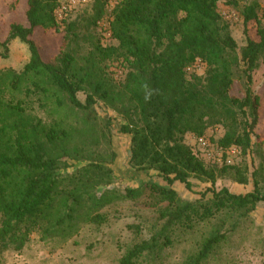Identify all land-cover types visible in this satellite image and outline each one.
I'll use <instances>...</instances> for the list:
<instances>
[{
    "label": "trees",
    "instance_id": "obj_1",
    "mask_svg": "<svg viewBox=\"0 0 264 264\" xmlns=\"http://www.w3.org/2000/svg\"><path fill=\"white\" fill-rule=\"evenodd\" d=\"M222 1L118 0L109 23L117 46L94 47L98 63L109 60L126 70L118 85L92 63L91 54L77 59L60 50L50 60L46 35L58 32L60 0H12L11 9L0 12V58L6 59L13 41L28 55L21 69L0 70V250L20 252L35 237L69 240L87 224L105 223L101 211L106 207L147 194L168 202L158 215L160 228L128 249L119 264L155 256L171 245L169 236L176 229L188 231L218 215L239 214L230 230L213 231L187 263L202 264L227 241V232L264 203L256 171L249 193L216 190L214 174L179 142L186 133L201 136L206 127L220 124L226 130L219 148L252 153L264 147V137L255 133L264 107L250 87L259 62L264 66L258 5L242 6L245 46L239 56L217 12ZM105 2L94 0L95 21L103 16ZM228 4L237 6L238 0ZM73 29L69 23L66 32L73 34ZM197 60L205 65L204 78H187L186 69ZM234 83L241 87L240 96L230 94ZM98 100L128 121L120 132L130 137V167L157 176L165 186L147 182L135 189H108L112 171L92 158L83 160V151L70 144L75 138L72 113L90 112ZM34 106L47 112L50 125L29 114ZM191 177L210 183L211 198L201 194L193 203L177 199L172 185L178 182L189 190Z\"/></svg>",
    "mask_w": 264,
    "mask_h": 264
},
{
    "label": "rangeland",
    "instance_id": "obj_2",
    "mask_svg": "<svg viewBox=\"0 0 264 264\" xmlns=\"http://www.w3.org/2000/svg\"><path fill=\"white\" fill-rule=\"evenodd\" d=\"M11 1L0 0V12L10 10ZM105 1L103 16L95 21L94 0H60L59 8L55 12L58 32H49L46 41L50 48V60L57 56L60 50L71 51L77 59H86L91 54L92 63L103 69L106 77L118 85L126 70L117 62L108 60L98 63L94 51L96 43H100L102 47L117 46V42L110 37L109 23L112 19L111 10L118 0ZM228 1L218 3L217 12L236 42L240 56L245 46L242 6L255 2L258 5L257 17L264 27V0H238L237 6L229 5ZM69 23L73 24V34L66 32ZM27 57L25 47L13 41L8 46L6 59L0 58V70H19L27 61ZM204 72L205 65L197 60L186 69V76L203 79ZM250 87L261 98L264 107V66L261 61L252 73ZM240 89L239 84L234 83L230 94L240 96ZM78 97L81 101L85 99L81 93ZM116 106L119 107L118 104ZM29 114L40 119L43 125L51 124L52 119L47 112L37 106L29 109ZM258 117L255 133L264 137V111H259ZM107 120L108 128L104 125ZM69 123L75 136L70 144L83 151V160L92 158L112 171L106 188L123 191L125 188L135 189L147 182L165 186L157 176L138 173L130 167V137L120 132V127L128 121L117 109L98 100L90 112L72 113ZM225 130L222 125L213 124L206 127L201 136L186 133L179 138V142L189 148L214 174L216 190L225 188L232 194L249 193L253 190L252 175L256 171L259 188L264 194V147L257 150L255 148L252 153L234 146L222 150L217 146V141L223 137ZM111 154L115 155L113 161L110 160ZM240 178H244L246 182L239 181ZM189 181V190L178 182L172 185L177 199L193 203L200 199L201 194H205V199L211 198V193L207 191L211 187L209 182L195 177H191ZM167 205V201L147 194L136 201L117 202L101 211L106 217L105 223L99 226L87 224L69 240L42 242L35 237L20 252L11 248L0 250V264H119L128 249L147 241L158 232L161 225L158 215ZM239 217V214H223L210 222L197 224L188 231L176 229L169 236V247L161 249L155 256L140 259L137 264H187L213 231L224 233L230 230ZM227 233V241L202 264H262L264 203H259L249 213V218L238 225L235 231Z\"/></svg>",
    "mask_w": 264,
    "mask_h": 264
},
{
    "label": "built area",
    "instance_id": "obj_3",
    "mask_svg": "<svg viewBox=\"0 0 264 264\" xmlns=\"http://www.w3.org/2000/svg\"><path fill=\"white\" fill-rule=\"evenodd\" d=\"M222 150H225V149H222Z\"/></svg>",
    "mask_w": 264,
    "mask_h": 264
}]
</instances>
